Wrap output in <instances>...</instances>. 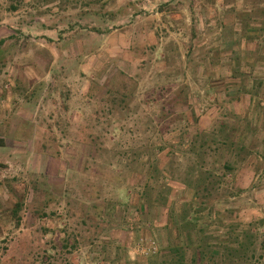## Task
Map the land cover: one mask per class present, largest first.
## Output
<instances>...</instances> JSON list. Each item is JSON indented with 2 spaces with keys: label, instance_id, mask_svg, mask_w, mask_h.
<instances>
[{
  "label": "rangeland",
  "instance_id": "374dc122",
  "mask_svg": "<svg viewBox=\"0 0 264 264\" xmlns=\"http://www.w3.org/2000/svg\"><path fill=\"white\" fill-rule=\"evenodd\" d=\"M254 16L264 0H0V89L33 110L6 91L0 264H190L203 243L264 264V102L242 101L264 89L209 72L222 24Z\"/></svg>",
  "mask_w": 264,
  "mask_h": 264
},
{
  "label": "crops",
  "instance_id": "0c3cea01",
  "mask_svg": "<svg viewBox=\"0 0 264 264\" xmlns=\"http://www.w3.org/2000/svg\"><path fill=\"white\" fill-rule=\"evenodd\" d=\"M225 31L235 33L234 40L227 43L230 44L232 48H230L227 53L222 54L220 57L218 61L220 64L218 65L221 66H213V64L209 63L211 65L209 72L215 74L216 76L218 75V78L227 77L230 79H240L241 77L243 78L245 75L251 74L253 72V77L259 78L261 80V82L258 83L256 87L264 89V19L254 16V18L252 17L248 23H245L243 20H235L233 23H228L226 21L224 24H222V32ZM250 53H253L254 57H251ZM235 81L237 82L238 86L241 87L240 80L236 79ZM214 88H216V84ZM20 90H23L25 95L31 93V89H0V155H4L2 150L8 147L7 137H5L7 130L14 128L12 130V132H14L15 129L19 127V123H17V121H9L15 109L7 106L5 98L6 91H9L10 96H13L15 100L19 101L20 99H23L25 101L28 113L24 112L25 116L23 117H30L33 115L30 98L25 99L22 95L23 93L21 94L22 96H20ZM211 90L218 92L221 89ZM242 93V101L244 102L248 103L252 101V98L254 101H258L261 104L264 102L263 97L254 96L252 91H244ZM20 113L22 114V111L18 112L17 115H20ZM17 154L19 153H17L16 149L5 154L4 157L7 160L0 162V164L10 163L9 160L16 157ZM3 189L4 188L0 186V193L3 191Z\"/></svg>",
  "mask_w": 264,
  "mask_h": 264
},
{
  "label": "trees",
  "instance_id": "16d2710c",
  "mask_svg": "<svg viewBox=\"0 0 264 264\" xmlns=\"http://www.w3.org/2000/svg\"><path fill=\"white\" fill-rule=\"evenodd\" d=\"M251 232L250 230L246 229L245 231H243V236H244V240H237L236 242L238 243V247H233L232 249H230L231 255L229 257H232L234 254H241L240 251H244V247H246L248 245L247 240L251 239ZM226 242V241H224ZM250 243V241H249ZM204 244V245H203ZM202 245L200 244L199 246H197V248L194 250V253L192 255V258L190 260V264H203L209 260H214L215 258H224V261L226 260V255H222L220 254V251H216L214 249H211L212 247H210V249H208L206 246L207 243H203ZM229 245V244H228ZM226 245V246H228ZM207 248V249H206ZM183 248L181 246H175L174 248H172L170 250V254L173 258L176 259V261L174 260V263L179 264L178 260H180V262H182L183 259H185V254L183 252ZM227 254V253H226ZM232 264L233 259L231 258L230 260H226V263H230Z\"/></svg>",
  "mask_w": 264,
  "mask_h": 264
},
{
  "label": "built area",
  "instance_id": "2783aa9c",
  "mask_svg": "<svg viewBox=\"0 0 264 264\" xmlns=\"http://www.w3.org/2000/svg\"><path fill=\"white\" fill-rule=\"evenodd\" d=\"M142 253L148 255L150 253H155L157 251L156 243L154 241H143L140 244Z\"/></svg>",
  "mask_w": 264,
  "mask_h": 264
}]
</instances>
